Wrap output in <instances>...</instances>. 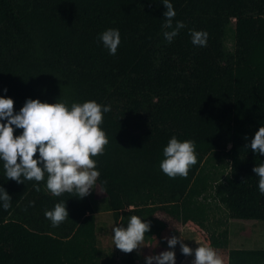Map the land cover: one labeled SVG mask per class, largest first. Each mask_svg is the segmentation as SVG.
<instances>
[{
  "label": "trees",
  "instance_id": "obj_1",
  "mask_svg": "<svg viewBox=\"0 0 264 264\" xmlns=\"http://www.w3.org/2000/svg\"><path fill=\"white\" fill-rule=\"evenodd\" d=\"M171 2L173 24L185 27L168 43L162 0H0V95L13 99L14 110L26 98L111 106L89 195L53 196L46 179L7 180L0 162V186L12 197L0 208V264H103L92 195L107 199L117 224L160 212L146 235H179L187 225L224 264H264V248H230L229 228L210 230V208L200 200L213 182L230 219L264 221L252 171L264 155L245 147V136L264 125V0ZM110 27L121 37L115 55L97 38ZM190 29L208 33L206 46L191 43ZM173 135L195 142L197 163L187 176L171 178L159 167ZM222 154L228 165L212 170ZM57 202L66 203L69 218L53 227L44 213ZM124 256L141 264L136 250Z\"/></svg>",
  "mask_w": 264,
  "mask_h": 264
},
{
  "label": "clouds",
  "instance_id": "obj_2",
  "mask_svg": "<svg viewBox=\"0 0 264 264\" xmlns=\"http://www.w3.org/2000/svg\"><path fill=\"white\" fill-rule=\"evenodd\" d=\"M163 36L171 43L185 27L183 21H175L176 16L171 0H162ZM191 43L206 46L208 33L204 30L190 29ZM98 41L115 55L121 41L117 28H106L98 33ZM7 92V88L3 89ZM111 106L95 100L72 102L62 100L42 101L39 98H26L19 110H14L11 97L0 95V162L8 179L17 183L27 181H45L46 189L53 196L64 193L83 198L94 189L100 172L93 157L102 154L108 143L104 130L100 127L103 114ZM14 129H21L14 135ZM245 147L254 153L264 155V125H260L250 140L245 136ZM38 153V154H37ZM197 163L195 142L179 139L173 135L163 147V159L160 169L171 178L187 176L190 167ZM258 177V190L264 195V160L252 169ZM40 191L39 184H34ZM11 195L0 186V208L11 206ZM131 211V209H128ZM45 217L53 227L69 218L65 202H57L51 209L45 210ZM150 222L141 216L132 214L126 225L120 223L112 228L113 246L125 253L140 250L144 245L145 234ZM167 249L159 253L144 255V264H176L175 248L179 244L185 256H192V264H224L222 256L211 245L199 244L192 248L180 235L163 237Z\"/></svg>",
  "mask_w": 264,
  "mask_h": 264
},
{
  "label": "rangeland",
  "instance_id": "obj_3",
  "mask_svg": "<svg viewBox=\"0 0 264 264\" xmlns=\"http://www.w3.org/2000/svg\"><path fill=\"white\" fill-rule=\"evenodd\" d=\"M235 21L233 20L229 26V34L226 40V46L230 49L233 48V26ZM222 158L214 159L213 163L215 168L212 170H222L227 166V160ZM230 170V167H226L225 174ZM209 185V191L202 196L200 200L208 207L209 221L208 227L210 230H221L223 228H229L230 230V248H244V249H260L264 248V221L261 220H239L230 219L224 205L220 204L215 199L211 185ZM94 207L99 211V223H98V243L102 248L101 262L103 264H126L124 252L113 246V233L112 228L117 225L112 211L108 210V201L103 197L95 198L91 196ZM164 216L160 212H156L153 218H147L150 222V226L154 227L159 222L157 219H163ZM166 220V219H165ZM164 220V221H165ZM184 238V242L189 244L193 249L198 247L199 244L206 243L197 235V233L191 228L186 227L184 231H180L179 234ZM194 235V238L192 237ZM198 243H197V242ZM144 245L138 251L136 250V257L141 264H144V255L159 253L167 249L168 245L166 241H163L159 237H150L145 234ZM181 253L179 244L175 248L176 257ZM192 256H185L181 264H192Z\"/></svg>",
  "mask_w": 264,
  "mask_h": 264
},
{
  "label": "crops",
  "instance_id": "obj_4",
  "mask_svg": "<svg viewBox=\"0 0 264 264\" xmlns=\"http://www.w3.org/2000/svg\"><path fill=\"white\" fill-rule=\"evenodd\" d=\"M93 207H94V205H93ZM94 209H95V215H96V232H97V236H98L99 211H98L95 207H94ZM186 227L189 228V226L184 225V226H182V227L180 228V230L184 231ZM98 237H99V236H98ZM192 237L194 238V235H192ZM99 246H100V245H99ZM100 248H101V246H100ZM101 250H102V248H101Z\"/></svg>",
  "mask_w": 264,
  "mask_h": 264
}]
</instances>
